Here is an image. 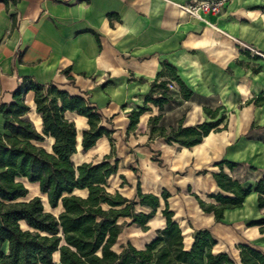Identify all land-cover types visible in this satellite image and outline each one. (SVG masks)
Wrapping results in <instances>:
<instances>
[{"label":"crops","instance_id":"obj_1","mask_svg":"<svg viewBox=\"0 0 264 264\" xmlns=\"http://www.w3.org/2000/svg\"><path fill=\"white\" fill-rule=\"evenodd\" d=\"M201 1L213 0H0V105L12 103V92L24 80L83 98L96 108L101 126L111 135L84 152L87 119L66 111L64 119L76 131L72 164L116 163L106 190L127 200L135 199L137 186L158 197L166 191L186 249L194 232L208 230L216 241L213 252L240 264L238 245L264 253V234L248 226L264 217L257 194L250 193L241 208L226 210L220 223L200 209L193 195L215 204L208 196L222 192L212 173L223 161L243 165L223 171L245 189L264 176V106L248 103L264 93V0H224L217 14H202L201 19L184 10ZM163 63L176 69L194 97L184 100L178 86L170 85L173 101L163 111L148 105L149 111L128 131L129 115L144 106ZM24 100L29 108L24 119L42 134L34 93ZM203 108H221L226 128L194 147L167 144L150 133L149 119L155 116H161L168 131L181 119L183 127L209 121ZM4 125L0 115V133H5ZM53 143L44 136L39 145L51 152ZM21 181L28 189L24 201L38 197L47 212H61L49 207L38 184ZM74 194L85 197L87 192ZM162 209L160 199L146 230L124 227L113 249L119 252L128 243L143 249L164 228ZM136 211L148 214L150 209L136 206ZM53 261L58 264L57 253Z\"/></svg>","mask_w":264,"mask_h":264},{"label":"trees","instance_id":"obj_2","mask_svg":"<svg viewBox=\"0 0 264 264\" xmlns=\"http://www.w3.org/2000/svg\"><path fill=\"white\" fill-rule=\"evenodd\" d=\"M252 71L258 73L260 70ZM172 84L178 86L184 100L194 97L176 69L163 63L150 85L144 106L129 115L128 131L149 111L148 105L163 111L173 101L169 89ZM30 91L34 93L36 112L42 119V134L24 119L29 110L24 96ZM248 103L264 106V93ZM66 111L87 119L89 128L83 132L81 143L84 152L101 137H110L111 131L101 126L96 108L83 98L69 96L54 86L43 87L24 80L12 92V103L0 105V115L5 122V133H0V264H54L56 253L58 264H236L227 254L213 252L216 241L208 230L194 232L191 246L185 248L182 231L169 210L166 191L158 197L142 193L137 186L135 199L127 200L106 190L108 178L116 174V163L111 165L104 161L75 167L71 156L76 153V131L74 124L64 119ZM203 111L209 121L183 127L181 119L177 128L169 131L160 123L161 116L151 117L150 133L167 144L194 147L211 132L226 128V115H219L221 108H203ZM44 136L54 140L51 152L39 145ZM242 166L227 161L217 164L219 171L212 173V178L224 194L208 196L215 204L205 203L193 195L200 209L212 214L216 223L222 221L226 210L241 208L252 192L257 194L258 209L264 211V176L253 187L245 189L239 179L223 171L227 168L233 172ZM23 179L38 184L49 207L52 210L60 208L61 212L57 216L47 212L38 197L24 201L28 189ZM83 190L87 192L85 197L74 194V191ZM160 199L163 200L164 228L143 249L128 243L119 252L115 251L113 246L124 227L138 225L146 230V224L160 208ZM136 206L148 208L150 212H137ZM248 226L258 227L264 234V217ZM237 250L240 264H264V253L252 246L241 244Z\"/></svg>","mask_w":264,"mask_h":264},{"label":"built area","instance_id":"obj_3","mask_svg":"<svg viewBox=\"0 0 264 264\" xmlns=\"http://www.w3.org/2000/svg\"><path fill=\"white\" fill-rule=\"evenodd\" d=\"M223 1L224 0L196 2L193 5L185 7L184 10L189 15L201 19L202 14H217Z\"/></svg>","mask_w":264,"mask_h":264},{"label":"rangeland","instance_id":"obj_4","mask_svg":"<svg viewBox=\"0 0 264 264\" xmlns=\"http://www.w3.org/2000/svg\"><path fill=\"white\" fill-rule=\"evenodd\" d=\"M45 210H47V208L45 207ZM57 211H54L53 213H56Z\"/></svg>","mask_w":264,"mask_h":264}]
</instances>
